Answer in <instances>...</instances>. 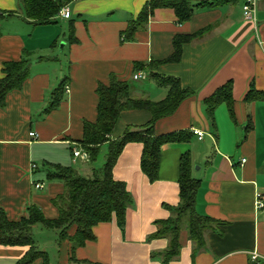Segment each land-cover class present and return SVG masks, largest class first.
Listing matches in <instances>:
<instances>
[{
	"label": "crops",
	"instance_id": "obj_1",
	"mask_svg": "<svg viewBox=\"0 0 264 264\" xmlns=\"http://www.w3.org/2000/svg\"><path fill=\"white\" fill-rule=\"evenodd\" d=\"M150 1L75 0L65 7L70 19L59 17L57 26H35L25 20L19 0H0V12L16 13L0 22V79L6 63L20 61L25 53L31 60V76L21 90L7 96L0 110V209L10 221L27 216L32 205L47 219H58L53 200L65 193V186L48 180V164L76 169L81 162L79 172L88 177L101 169L74 157L75 149L85 152L80 144L84 124L97 119L98 87L108 86L112 77L138 82L133 77L143 73L152 83L133 87V97L164 100L167 89L151 81L147 70L135 72V65L164 62L173 56L177 36L212 27L205 38L183 47L179 62L157 68L162 75L178 78L196 95L175 114L161 119L156 134L200 130L203 140L195 136L190 143L163 146L155 183L141 171L142 146L128 145L114 171L134 198L124 229L116 222L97 225L95 240L75 251L79 263L71 260L69 241L59 246L57 239L56 259L51 264H165L170 239L158 235L180 202L181 158L188 153L193 177L201 182L196 211L222 224L207 231L199 248L184 221L179 251L167 264H251L253 253L264 264V209H256L257 195H264V100L245 102L252 87L264 94V0L259 3L256 22L244 18L245 0H225L215 10L197 8L191 21L183 25L174 10L158 9L135 41L122 42L128 24ZM191 1L199 5L215 0ZM60 22L64 29L58 27ZM70 23L77 40L74 44L68 40ZM229 81L234 84V102L216 109L213 129L204 102ZM64 82L70 92L64 93L58 109L47 112L53 93ZM150 120L146 111H125L112 139L123 137L127 127ZM103 152L107 155V145ZM37 183L43 189H36ZM28 251L29 247L0 245V264H21Z\"/></svg>",
	"mask_w": 264,
	"mask_h": 264
},
{
	"label": "trees",
	"instance_id": "obj_2",
	"mask_svg": "<svg viewBox=\"0 0 264 264\" xmlns=\"http://www.w3.org/2000/svg\"><path fill=\"white\" fill-rule=\"evenodd\" d=\"M74 1L19 0L25 20L35 26L58 24L61 10ZM224 1L215 0L196 5L191 0H151L138 18L128 24L127 29L121 35L122 42L135 41L136 34L146 29L150 18L158 9L174 10L178 23L183 25L191 21L197 8L215 10L220 8L225 3ZM5 16L14 17L16 13L0 12V22ZM212 30V27H207L190 36H177L173 42L174 54L164 62L135 65V72L147 70L151 81L167 89V97L164 100L154 102L150 99H135L132 95L131 82L119 80L116 77L111 78L108 86L98 87L97 119L95 122L84 124V135L80 144L91 163L97 162L103 147L107 145L108 153L104 166L93 170L92 176L88 177L74 168L48 164V180L62 182L65 186V193L53 200L59 212L58 219H47L39 207L32 205L28 208L27 216L19 221H10L6 213L0 209V245L29 247L21 264H32L38 259H41L43 264H51L50 256L40 250L34 240V231L38 225L57 231L59 246L69 241L71 260L76 263L79 262L75 259V251L95 240L93 229L97 225L116 222L121 229H124L127 212L133 207L134 198L127 184L115 178L114 171L126 147L130 144L142 146L141 171L151 183H155L159 179L162 147L168 144L190 143L195 137L191 131L162 136L156 134V124L161 119L175 114L186 100L196 95L194 91L185 89L178 78L162 75L157 72V68L163 63L179 62L186 44L205 38ZM68 40L72 44L77 42L73 23H70ZM3 73L4 77L0 79V110L5 108L7 96L11 92L21 90L31 76L30 55L25 53L20 61L6 63ZM233 89L234 84L229 81L205 100L204 104L213 129L216 128L214 119L216 109L223 104H233ZM65 92L66 82L62 83L53 93V100L47 112L59 108ZM258 99L264 100V94L252 87L245 102L250 103ZM133 110L148 112L151 120L142 126L127 127L123 137L113 140L112 137L122 114ZM178 183L180 202L178 206L172 208L171 212L174 217L163 223L165 230L158 235V237L170 239V246L166 253L169 257L165 264L172 260L179 251L181 225L184 221H187L192 240L199 248L204 245L207 231L218 229L222 224L211 218L202 217L196 211L197 194L201 182L193 177L190 153L181 158ZM73 228L76 230L75 234L70 235ZM251 264H260V262L252 261Z\"/></svg>",
	"mask_w": 264,
	"mask_h": 264
},
{
	"label": "built area",
	"instance_id": "obj_3",
	"mask_svg": "<svg viewBox=\"0 0 264 264\" xmlns=\"http://www.w3.org/2000/svg\"><path fill=\"white\" fill-rule=\"evenodd\" d=\"M261 0H245V3L243 5V15L244 18L248 21H252V22H256V17H257V11H258V7H259V3ZM59 17L63 20H68L71 17V13L69 11L68 8H63L60 12ZM133 79L135 81H139V80H145L146 79V75H144L143 73H137ZM67 93L70 92V90L67 88L66 89ZM194 135L197 136V138L202 141L204 138V133L200 130H194L193 131ZM31 137L33 138H37V135L35 133L31 134ZM74 157L80 158L82 160H89V157L87 155L86 152H82L78 149L74 150ZM246 162V161H243ZM34 187L36 189H43V184H35ZM256 209L257 210H262L264 209V195L258 194L256 197ZM261 257L257 254V253H253V257H252V261L254 262H260V264H263L261 262ZM264 260V259H263Z\"/></svg>",
	"mask_w": 264,
	"mask_h": 264
},
{
	"label": "rangeland",
	"instance_id": "obj_4",
	"mask_svg": "<svg viewBox=\"0 0 264 264\" xmlns=\"http://www.w3.org/2000/svg\"><path fill=\"white\" fill-rule=\"evenodd\" d=\"M61 26H62V28L65 27V25L60 22L58 27L61 29ZM63 32L64 31H62L61 34H63ZM150 83H152V82H150L149 80H140L138 82L131 81V84L133 87L148 86ZM105 155H106V152L101 153L97 162L93 163L92 165L95 168H102L105 164V161H106ZM75 168L78 171H81L83 168L82 163L78 162V164L75 166ZM57 239H58L57 231L45 229L40 225H38L35 228L34 240L36 242V245H38L40 250L48 253L51 256L52 262H54L56 259L55 253L57 250L55 249V243H56Z\"/></svg>",
	"mask_w": 264,
	"mask_h": 264
}]
</instances>
